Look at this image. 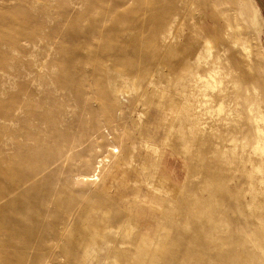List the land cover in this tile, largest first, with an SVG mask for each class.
Here are the masks:
<instances>
[{
	"label": "rangeland",
	"instance_id": "rangeland-1",
	"mask_svg": "<svg viewBox=\"0 0 264 264\" xmlns=\"http://www.w3.org/2000/svg\"><path fill=\"white\" fill-rule=\"evenodd\" d=\"M263 59L264 0H0V264H241L264 150L214 138V79L264 130ZM205 175L229 227L194 241Z\"/></svg>",
	"mask_w": 264,
	"mask_h": 264
},
{
	"label": "bare ground",
	"instance_id": "bare-ground-1",
	"mask_svg": "<svg viewBox=\"0 0 264 264\" xmlns=\"http://www.w3.org/2000/svg\"><path fill=\"white\" fill-rule=\"evenodd\" d=\"M253 15H255V14H253ZM118 21H120V23L123 22L122 20H118ZM110 41H112V40H110ZM108 45L110 47L109 40H108L107 44H104V47H103L104 51L107 50L106 48H108ZM206 45L208 46V44H206ZM209 45H210V43H209ZM207 46H206V49H207ZM247 48H248V46H246L244 44V45L241 46L240 49L246 50ZM108 51H110V50H108ZM216 57H215L216 60H214V70L209 71L208 74L205 75V76L202 75L203 77H200L199 79L203 78L205 80L207 77H208V79L212 78L213 74H214V78H215V75L217 73L216 70H215L216 69L215 66H216V61L219 58V57L218 58H216ZM252 57L253 56H251V58ZM257 57L259 58V56H255L256 59H257ZM122 58H121V60L117 59V61L119 60L117 62V67H118V65H121V66L124 67V68L122 67V69L126 68L127 70H129V69H131L130 67L134 66L132 63H130L129 61L125 60L126 58L124 60ZM258 60H259V63H260L261 59H257L256 62H258ZM262 61H261V63H262ZM197 64H199V63H197ZM257 64H256V67H258V68H260L262 66L261 64H260L261 66H259V65L257 66ZM141 65L142 66L144 65L143 62L141 63ZM121 66H120V68H121ZM221 66H222V64H221ZM262 67H264V63H263ZM258 68H257V70H258ZM261 69H263V68H261ZM261 74H258V75H261ZM255 76H256V74H255ZM256 78H257V76H256ZM203 79H201V80H203ZM208 79H206L204 82L202 81L203 82L202 87L213 88L211 82H209L210 80L208 81ZM261 80L264 82V79H261ZM217 82H219L220 84L222 83V81H217ZM231 82H230V84H231V86H233L234 83H231ZM196 83H197V81H196ZM237 83H239V82H237ZM257 84H258V82H257ZM231 86H228V83H226L223 87H221V86L219 87L217 85L215 79H214V104L216 105V107H218V110L221 111L222 107H223V104L225 102H227V105H226L227 109H226V111H223L224 112V116L221 115L222 117L218 119L217 118L218 114H217L216 119H218V120H216L214 122V138H216V140L219 141L222 144L230 143V144H233V145H237V143H241L242 140L246 139V137H248L250 135L251 131H252L253 139L256 138V140L253 142V147H252L253 151H259L260 150L261 152H263V150H264V130H262L260 125H259L260 123L263 122V119H262L261 116H254L253 114H252L253 115L252 118H250L248 116L249 115L248 111L250 112V108L248 109V106L250 107L251 103H254V100L247 99L246 97H245V99H246L245 100L244 97H242V96H244L245 93L247 94V92H248L247 90H250V89L245 87L246 86L245 85L244 86L245 88L243 89V91L241 90V92L240 91L237 92V93H239V95H238V94L234 93V88H233V91H231V88H230ZM202 89H204V88H202ZM253 89H255V87ZM200 91H201V89H200ZM202 93H203V91H202ZM240 94H242V95H240ZM249 95H247V96H249ZM208 96H210V95H208ZM253 96H252V98H253ZM255 98H257V97L255 96ZM239 99H242L243 101L247 102L246 108H245V110L247 112H245V113L244 112L243 113H238L237 112L236 108L239 107V102H238ZM257 99H259V98H257ZM257 99L255 101H257L258 104H259L260 103V101H259L260 99L259 100H257ZM261 99H263V98H261ZM257 102H256V104H257ZM262 103H263V101H262ZM251 107H253V106H251ZM251 113H252V111H251ZM220 114H222V113H220ZM194 121L196 122V120H194ZM249 123L251 124V130L247 133ZM247 124H248V126H247ZM239 145H242V144H239ZM113 149H114V147H113ZM114 152L116 153L118 151L116 150ZM99 162H101V161H99ZM17 165L18 164H16V166ZM13 168H15L14 165H13ZM96 168H99V164H98V166ZM11 169H12V167H11ZM13 173L14 172H12V174ZM12 174H11V172H9V170L0 171V176L2 178V181L11 179L10 182L12 183V178L13 179L15 178V177H12ZM95 176H96L95 174L92 175L89 178V180H91V179L93 180V178H95ZM206 177H208V176H206ZM95 180H97V177L95 178ZM7 182H9V181H7ZM205 182H206V185H208V192L207 193L209 194L208 195L209 199L205 198V199H207L206 202L205 201H199V202H196V203L192 204V206H187L186 210L184 211V214L187 216V218H188L187 220L189 221L188 222V224H189L188 229H189V231L191 230V232H192L191 236H192V239L194 241H196V239H197L196 236H197V234H199L200 229H203V232H207L209 229H211L213 227L214 228L215 227H220V228L225 227L226 228V226H227V228L229 227V222H228L229 219L225 220V219H222L225 216L224 217L222 216L221 218H219L218 215H217V214H219L221 212V210L224 209V208L222 209V204H223V199L222 198H223V195L225 193V188H224L222 180L217 178V175H215V177L214 176L210 177V178L208 177ZM4 184H1V185L4 186V187L2 186L3 188L2 187L1 188L3 190H6L4 188L7 185H6L5 182H4ZM12 184H15V181ZM263 184H264V182H262L261 185H263ZM246 198H247L246 199V206H247L249 215L245 216V223H243V225L241 226L242 230L245 229V236L244 237L246 239V252H245L244 255H242L240 258H238V260H239V262L241 264H264V190L260 191V193H257L256 190L254 189V187H252V188L249 189ZM230 211H231V209L230 210L228 209V211H226V212L228 213ZM182 213H183V211H182ZM223 213H222V215H223ZM232 213H233V211L230 212V214H232ZM233 215H236V214L234 213ZM230 225H231V223H230ZM233 232H236V231L234 230ZM244 242H245V240H244ZM18 256H20V255H18ZM3 262H4V264H19L20 260L19 261H16V260L13 261V260L10 259V261H8V259L6 260L4 258Z\"/></svg>",
	"mask_w": 264,
	"mask_h": 264
}]
</instances>
